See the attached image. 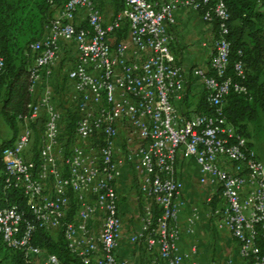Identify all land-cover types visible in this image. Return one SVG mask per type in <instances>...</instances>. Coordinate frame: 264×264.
Instances as JSON below:
<instances>
[{
	"label": "built area",
	"instance_id": "obj_1",
	"mask_svg": "<svg viewBox=\"0 0 264 264\" xmlns=\"http://www.w3.org/2000/svg\"><path fill=\"white\" fill-rule=\"evenodd\" d=\"M121 9L106 23L95 0H67L31 43L29 91L35 95L14 142L1 150L8 186L20 189L32 219L16 206L0 208V237L24 254L29 264H62L59 257L31 242L36 228L60 230L69 248L84 264H120L116 250L123 220L117 180L132 164L141 193L148 202L141 229L132 242L144 241L154 256L150 264H199L197 247L181 251L177 217L183 181L181 158L194 157L201 183L221 186L224 206L213 210L219 229L231 232L245 264H264V161L249 139L227 120L223 106L228 94L247 92L245 62L235 64L240 80L227 75L231 43L230 12L225 0H119ZM51 4L52 0H49ZM208 6L204 21H217L212 36L214 75L198 68L213 113H182L185 78L171 49L169 25L180 7ZM86 12L84 21L78 17ZM118 38L117 42H112ZM72 46L74 63L68 73L71 100L80 117L79 143L63 145V113L47 80L62 60V45ZM203 45H208L204 42ZM3 59L0 56V74ZM44 117L37 161L24 154L32 137L31 124ZM131 126L141 143L118 157L122 126ZM132 138H129V143ZM75 220H68L72 204ZM157 207L158 212L156 213ZM197 218L194 214L189 220ZM101 221L100 229L94 223Z\"/></svg>",
	"mask_w": 264,
	"mask_h": 264
},
{
	"label": "trees",
	"instance_id": "obj_2",
	"mask_svg": "<svg viewBox=\"0 0 264 264\" xmlns=\"http://www.w3.org/2000/svg\"><path fill=\"white\" fill-rule=\"evenodd\" d=\"M67 0H0V56L3 59L0 74V117L12 129L10 138L0 140L1 150L10 146L23 123L17 119L29 112L28 104L34 100V94L29 91L30 67L35 53L30 44L39 40L45 31L46 24L53 18L56 10ZM230 12L231 43L229 67L227 75L240 80L235 73V64L243 59L246 77L241 82L247 92L232 90L225 99L223 112L227 120L237 132L248 139L251 136L250 124H258L264 112V0H225ZM208 6L199 8L203 15ZM217 30V21L212 23ZM209 75H214L211 67ZM206 89L197 98L194 111L196 113H213L214 106L208 102ZM189 115V114H188ZM80 117L75 108H68L63 113V145L69 147L77 139L76 124ZM43 121H44V117ZM20 124V125H19ZM34 129V123L31 124ZM36 134V133H35ZM36 136V135H35ZM39 143V138L35 141ZM35 142V143H37ZM249 146L253 143L249 140ZM38 148L34 150L31 159L37 161ZM6 174L0 160V208L16 205L26 219L31 220V213L26 205L25 197L20 189L8 186ZM76 204L73 201L68 220H75ZM156 213L158 212L155 207ZM53 236L50 231L36 228L31 235L33 245L42 248L47 253H53L62 264H84L81 258L72 252L64 237L62 229ZM258 242L264 246L262 234ZM0 264H29L24 254L6 246L0 237Z\"/></svg>",
	"mask_w": 264,
	"mask_h": 264
},
{
	"label": "crops",
	"instance_id": "obj_3",
	"mask_svg": "<svg viewBox=\"0 0 264 264\" xmlns=\"http://www.w3.org/2000/svg\"><path fill=\"white\" fill-rule=\"evenodd\" d=\"M95 1L106 23H110L122 7L119 0ZM85 17L86 12L83 10L78 19L84 21ZM175 19L176 21L169 25L173 37L171 49L178 64L183 68L185 78L184 99L177 102V105L182 113L193 115L196 114L194 111L196 100L205 90L201 78L196 75V70L201 68L207 73L211 70L210 40L215 30L211 23L204 21L202 15L191 7L178 8L175 11ZM117 41L118 38H113L112 42ZM206 41L208 45H203ZM63 55L74 57V52L69 50L67 44L62 45ZM55 82L57 81L53 74L50 80H47L53 91ZM44 84L43 81L40 82L38 88H42ZM253 127L255 126L250 124L249 140L263 159L264 148L255 135ZM132 172V168L126 165L123 175L117 180L123 231L116 256L120 264H150L154 253L148 251L146 243L131 241V236L141 229L144 207L149 202V199L139 191L140 188L135 186L138 183L132 181ZM178 177L183 181L180 195L182 204L177 217L180 250L189 251L196 246L195 259L199 264H245L239 254L237 240L230 231L219 229L217 226V218L213 210L225 204L221 186L213 182L201 183L199 165L194 157L180 159ZM138 193L141 194L144 202L139 200ZM194 214H197V218L191 222L189 219ZM94 226L96 230L100 229L101 221L96 220Z\"/></svg>",
	"mask_w": 264,
	"mask_h": 264
},
{
	"label": "rangeland",
	"instance_id": "obj_4",
	"mask_svg": "<svg viewBox=\"0 0 264 264\" xmlns=\"http://www.w3.org/2000/svg\"><path fill=\"white\" fill-rule=\"evenodd\" d=\"M68 48L70 51H74L72 46H68ZM73 63H74V57H72V55H70V56H64L63 55L62 60L60 62L56 63V66L54 69V77L57 81V82H55V87H54V91H53L54 101L56 103V106L58 107V109H60L62 111V113H64V111L67 110L68 108H74V104L71 100V95H72L71 84L68 80V73L71 70ZM41 90H42V88H38L34 97H36L40 93ZM42 117H40L34 123V129L32 128L31 141H30L28 148L24 154V157L26 159H30L32 154L34 153V150H36L38 148L39 143L37 142V140L35 141V137L39 138L42 131H43V122L44 121H43ZM253 125L255 126V127H253L255 135L258 136V139L260 140L261 145L264 148V112L262 113L260 122L258 124H253ZM21 129H22V126H20L19 131ZM12 133H13L12 129L5 123L3 118L0 117V140L10 138L12 136ZM120 138H121L120 145L122 147V150H121V152L118 153V157H121V158L126 157V151H128V149H135L136 146L141 143L140 138L133 134V129L131 126H126V125L122 126ZM129 138H132V141L130 143H129ZM35 142H37V143H35ZM74 143H79V140L76 139V141ZM262 160L264 161V158ZM128 166L131 167L133 170V172L131 173L132 181L135 184L138 183L135 186L139 187V181H137L139 179H138V177L134 171L133 165L129 164ZM140 195L141 194L138 193L139 200L144 202V200H142V197ZM149 202H151L150 199H149ZM57 231H59V230H53V231H51V234L53 236H56L57 233H59Z\"/></svg>",
	"mask_w": 264,
	"mask_h": 264
}]
</instances>
